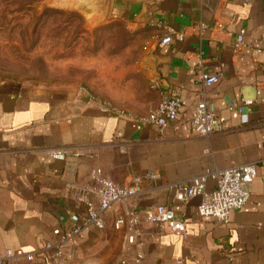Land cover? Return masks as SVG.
I'll return each mask as SVG.
<instances>
[{
    "label": "crops",
    "instance_id": "crops-1",
    "mask_svg": "<svg viewBox=\"0 0 264 264\" xmlns=\"http://www.w3.org/2000/svg\"><path fill=\"white\" fill-rule=\"evenodd\" d=\"M109 17L138 28L148 39L144 74L154 110L161 91L177 89L182 106L163 135L151 125L119 119L64 95L29 86H0V260L5 252L30 253L56 243L53 232L85 220L76 201L78 188L91 185L90 172L101 169L118 185L146 173L140 193L116 203L106 225L84 227L62 244L70 264H264V0H109ZM200 25L208 28L199 30ZM183 34L158 46L166 28ZM245 29L244 47L232 49ZM252 44L261 52L253 55ZM200 73H220L210 87L196 84ZM205 98L224 125L210 137L187 134L196 103ZM253 104L243 113L229 111L232 101ZM51 149L79 152L53 160ZM244 164L257 166L250 197L232 211L227 223L200 217V198L175 200L174 187L192 177ZM208 181V190L214 188ZM170 207L184 222L182 239L168 228L142 221L136 244L128 245L125 226L113 221L126 211L139 215ZM137 255L141 258L137 259ZM11 264H42L16 257Z\"/></svg>",
    "mask_w": 264,
    "mask_h": 264
},
{
    "label": "rangeland",
    "instance_id": "rangeland-1",
    "mask_svg": "<svg viewBox=\"0 0 264 264\" xmlns=\"http://www.w3.org/2000/svg\"><path fill=\"white\" fill-rule=\"evenodd\" d=\"M148 39L108 16L97 23L74 0H0V86H29L143 115Z\"/></svg>",
    "mask_w": 264,
    "mask_h": 264
},
{
    "label": "built area",
    "instance_id": "built-area-1",
    "mask_svg": "<svg viewBox=\"0 0 264 264\" xmlns=\"http://www.w3.org/2000/svg\"><path fill=\"white\" fill-rule=\"evenodd\" d=\"M208 27L200 25L199 30L204 31ZM165 34L159 40L158 46L169 45L174 39L183 41V34L177 33L172 28H166ZM245 29H240L234 38L232 49L235 53L244 47ZM253 55L261 52L258 45H250ZM221 78L220 73L205 74L200 73L197 76L196 84L203 88L210 87L217 83ZM256 101L264 103V88H256ZM253 104V101L243 100L240 104L232 101L229 111L243 113L244 109ZM98 110L104 115L138 122L143 125L154 126L160 135L174 124L182 106V102L177 89L161 91L157 107L144 115H134L124 109L108 102H99L96 104ZM224 125L218 115L208 108L205 98L199 100L191 114V119L186 127L187 134L197 137H210L217 133L224 132ZM73 155L79 157V152H70L68 149H51L49 156L53 160L64 161L67 157ZM257 177V166L253 164H244L222 170H215L207 175H199L180 183L174 187L175 200L186 202L191 198H200L197 212L200 217L211 218L219 223H227L232 211H238L244 207L250 197V187ZM91 185H83L78 188L76 201L85 207V220L82 224L74 223L69 229L61 231L55 230L53 233L59 236L56 243L46 242L43 246L33 252H5L0 264H11L16 257H24L32 261L36 257L42 264H70L72 256L66 254L62 244L71 240L84 227L93 225L97 229H103L106 225L105 214L116 203H123L140 193L141 184L144 179L155 180L152 173H146L143 176H135L129 185H118L107 179L101 169L95 168L89 175ZM208 181L214 182V188L208 190L206 185ZM144 221L151 224H158L168 228L182 239L186 237V227L184 222L176 218L174 211L167 206H158L151 213L139 215L132 211H126L122 216L114 219L113 226L116 230L125 226V239L128 245L136 244L138 236V226ZM141 258L137 255V259ZM177 264H183L178 262Z\"/></svg>",
    "mask_w": 264,
    "mask_h": 264
},
{
    "label": "water",
    "instance_id": "water-1",
    "mask_svg": "<svg viewBox=\"0 0 264 264\" xmlns=\"http://www.w3.org/2000/svg\"><path fill=\"white\" fill-rule=\"evenodd\" d=\"M87 15L94 17L97 23H100L108 16L109 0H74Z\"/></svg>",
    "mask_w": 264,
    "mask_h": 264
}]
</instances>
